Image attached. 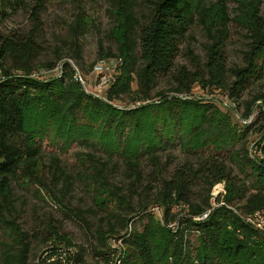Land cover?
Wrapping results in <instances>:
<instances>
[{
  "label": "trees",
  "instance_id": "trees-1",
  "mask_svg": "<svg viewBox=\"0 0 264 264\" xmlns=\"http://www.w3.org/2000/svg\"><path fill=\"white\" fill-rule=\"evenodd\" d=\"M109 1L110 8L119 17L120 27L115 39L122 65L115 83L104 90L101 97L84 92L75 78L78 66L83 63L81 39L89 25L83 15L78 14L73 23L66 25L64 41L71 51L66 55L68 59H63L65 54L57 53L51 61L36 62L41 53L36 41L40 5L32 8L30 33L0 31L3 263L87 264L72 241L52 230V226L44 238L45 245L50 244V247L42 257L31 259L27 235L15 222L12 186L16 182L39 185L40 193H50L55 187L43 182L44 176L49 174L56 183L64 181L61 192H66L71 183L69 177L64 180L56 156L48 166L43 162L42 139L47 137L51 125L54 136H60L64 148L75 142L84 150L82 155H76L81 163L76 178H83L92 186L101 208L107 203L128 205L119 188L101 197L107 192L113 171L121 166L138 180L144 178L141 169L144 161L153 166L147 177V185H156L152 199L139 204L134 217L117 215V225L97 231L103 250L94 253L104 259L103 264H117V261L118 264H240L241 260L264 264V232L255 230L240 217L264 212V113L258 115L260 126L253 128L254 123H251L242 127L240 139L235 142L240 143L239 148H232L235 143L226 147L227 131L234 123L231 105L236 109L244 106L240 117L247 119L257 101L264 103V13L258 12L262 1L251 0L252 5L249 4L241 65L229 67L225 44L216 40L208 47L204 62L192 69L176 64L180 45L196 18L190 0ZM26 6L25 0H0V23L9 18L11 12ZM195 12L202 23L207 12L201 1ZM109 58H116L111 51L100 54L99 60ZM92 66L86 73H91ZM57 70L56 77L52 72ZM161 80L169 84L167 92L172 96L166 92L153 94ZM196 86L212 97L183 100L177 96L191 95ZM250 90L254 91L253 97L243 101V94ZM224 96L228 97L229 106L222 104ZM98 113L100 129L93 138L82 121L96 122ZM44 116L48 117L47 121ZM223 117L226 118L221 119ZM214 124L225 127L191 145L194 138L205 135L207 127ZM252 128L256 140L251 144L248 138ZM177 142L187 158L171 173L157 175L158 152ZM221 182L226 184L223 205L212 208L210 191ZM59 195L61 193L52 192V199L58 204ZM154 208L161 213L159 222ZM178 209L184 211L183 217ZM207 212L205 219L194 221ZM135 217H139L140 225L127 230ZM175 223L174 229H167ZM156 226L165 228L166 263L158 258L160 252H155ZM123 230L125 233L121 235ZM191 233L196 234L198 244L193 249L186 239ZM111 240L121 242V253L115 254L111 249Z\"/></svg>",
  "mask_w": 264,
  "mask_h": 264
},
{
  "label": "rangeland",
  "instance_id": "rangeland-1",
  "mask_svg": "<svg viewBox=\"0 0 264 264\" xmlns=\"http://www.w3.org/2000/svg\"><path fill=\"white\" fill-rule=\"evenodd\" d=\"M141 3L144 0H137ZM192 2V11L195 15V20L191 25L188 34L185 36L179 48V54L176 59L178 66H184L192 69L194 66H200L205 58L208 47L216 40L225 44V56L229 67L238 66L242 63L243 51L246 45L245 39V24L247 21L249 4L252 5L251 0H190ZM202 2L206 9V18L201 23L197 18L196 5ZM258 5V12L264 13V0ZM26 8L17 9L11 12L9 18L0 23V31L4 34L17 32L21 35L30 33L33 28L32 8L36 5L41 6L39 15L40 25L38 26L36 41L40 45L41 53L37 56L36 62L43 63L51 61L57 53L65 54L63 59H66L71 53L68 44L64 41V35L67 31L66 25L73 23L78 14L83 15V20L87 22L88 31L81 39L83 63L79 65L77 71L81 77L80 81L76 77L77 83L89 95L101 97L104 90H100L96 85L95 76L93 73L95 65L99 60L100 54H105L111 51L116 58L103 59L107 64L115 66V62L122 57H119V46L116 42L120 27L119 17L116 11L111 9L109 0H25ZM144 3V2H143ZM111 9V10H110ZM110 13H109V12ZM68 59V58H67ZM71 65V64H70ZM92 66L91 73H86V69ZM61 64H58L60 68ZM119 68L113 71L114 75L118 74ZM56 77L59 75L58 70L55 72ZM84 74V76H82ZM83 82V83H82ZM169 84L161 80L157 83L153 94L159 92H166L172 96L169 91ZM254 91L250 90L243 94L242 100L249 101L253 97ZM213 95V94H212ZM183 100L192 99H209L211 95H207L196 86L192 90L191 95H177ZM157 98H154L156 100ZM225 99V100H224ZM228 97L224 96L223 100L228 105ZM223 102V104H224ZM229 106V105H228ZM133 108V107H130ZM234 111L231 114L232 121L238 125L231 123L232 126L227 131L226 147L234 144L242 132V127L254 123L253 128L261 125V120L258 118L259 113H264V103L257 101L251 108L249 118L243 119L240 115L244 111V106L236 109L235 105H231ZM226 115V113H225ZM234 115V116H233ZM228 116V114H227ZM47 121L48 117L44 116ZM223 117L221 119H224ZM237 118V120H236ZM218 118V121L221 120ZM217 121V122H218ZM258 121V123H257ZM90 122L91 124H88ZM99 113L96 117V122L87 121L84 119L82 124L89 127L88 130L95 138V134L100 127ZM256 123V124H255ZM214 124L207 127L205 135L194 138L191 145L204 141L206 137L212 133L220 131L225 126H216ZM224 125V124H223ZM85 128V127H84ZM253 128L250 131L248 142L252 144L256 140L253 134ZM86 129V128H85ZM51 125L48 126V133L42 139V155L43 162L46 166L50 165L54 156L59 161V169L66 177L70 179V185L67 186V191H62V184L64 181L56 183L49 174L44 176L43 182L48 187H54L50 193H40L39 185H27L16 182L12 186L13 206L16 210L15 222L20 230L27 235L29 247L31 251L30 258L36 259L42 257L45 250L50 247V244L45 245L44 238L47 236L49 226L52 230L57 231L63 237L72 241L77 251L83 254V260L87 264H103L102 257H96L94 251L103 250L99 242L97 231H105L111 225H117L115 217L121 216L124 218L134 217L138 210L139 204L150 201L155 193L156 185H147V177L153 170L151 163L144 161L141 165L144 178L135 180L128 172H125L121 166L118 170L113 171L109 179V186L107 192L101 194L104 197L108 192H113L115 188H119L128 203L123 206L118 203H107L104 207L97 205V196L95 191L86 180L76 178L79 165L76 155H82L84 150L75 142L71 143L67 148H64L60 141V136H54ZM208 133V134H207ZM233 137V138H231ZM233 140V141H232ZM232 141V142H231ZM54 143V144H52ZM240 143H235L232 148H239ZM229 146V147H228ZM167 149L158 152L159 164L157 175H165L179 166L186 158V153L182 150L180 143H175L173 146H167ZM65 149V150H64ZM232 167V166H230ZM234 173L237 170L232 167ZM52 174V173H51ZM55 184V185H53ZM149 187V188H148ZM53 193H61L60 203H55L52 197ZM63 194V195H62ZM226 196V184L221 182L215 185L210 191V202L212 208L223 205V197ZM181 210V209H180ZM235 211V209H232ZM135 211V212H133ZM179 211V209L177 210ZM236 212V211H235ZM155 219L159 222L161 213L158 208H154ZM238 214V212H236ZM181 217L185 215L184 211H179ZM141 215H139L140 217ZM135 217L131 223L128 224L127 230L130 226L138 227L140 225L138 218ZM245 222V217L240 216ZM142 218V216H141ZM194 221H200L194 219ZM246 223V222H245ZM131 224V225H130ZM176 226L172 224L167 229H174ZM161 227V226H160ZM156 226L153 235V243L156 245L155 252H160L158 258L162 263H166L168 256H165L163 251L165 236L164 229ZM166 229V230H167ZM234 232L233 229H228ZM125 231H120L124 234ZM186 239L190 247L196 248L197 237L196 234H187ZM112 250L121 253L123 247L121 242L111 240L109 242ZM163 244V245H162ZM4 246L0 244V264L3 263L2 253ZM69 250V249H67ZM73 251V250H72ZM94 253V255H93ZM119 262L117 261V264ZM240 264H253L246 260H241Z\"/></svg>",
  "mask_w": 264,
  "mask_h": 264
},
{
  "label": "built area",
  "instance_id": "built-area-1",
  "mask_svg": "<svg viewBox=\"0 0 264 264\" xmlns=\"http://www.w3.org/2000/svg\"><path fill=\"white\" fill-rule=\"evenodd\" d=\"M121 65V59L115 62L116 68L121 67ZM116 68L110 64H107L104 60L97 62V65H95L94 67L93 73L95 76L96 85H98L100 90H106L108 87H110V85L115 83L116 75L113 74V71L116 70ZM76 77H79L78 79L82 81L77 71ZM223 102L224 101H222V104ZM223 105L227 106V103L224 102ZM207 216L208 212L195 219L203 220ZM244 220L246 224L251 225L255 230L264 232V212H255L251 216H246Z\"/></svg>",
  "mask_w": 264,
  "mask_h": 264
}]
</instances>
